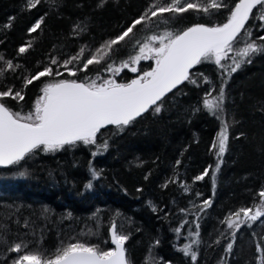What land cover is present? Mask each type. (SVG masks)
<instances>
[{
	"label": "trees",
	"instance_id": "obj_1",
	"mask_svg": "<svg viewBox=\"0 0 264 264\" xmlns=\"http://www.w3.org/2000/svg\"><path fill=\"white\" fill-rule=\"evenodd\" d=\"M170 2L41 0L29 8L27 0H0V92L11 89L23 96L0 102L26 116L35 111L48 83L100 85L110 78L130 83L154 68L152 59L130 60L153 35L222 25L238 0H222L227 7L208 12L202 8L211 0H188L201 10L151 15L153 5ZM142 16L124 41L107 48V41ZM261 17L264 7L257 5L224 67L214 61L195 65L190 80L157 104L159 112L155 106L123 128L100 131L96 144L36 149L18 164L0 168V264H14L25 252L51 258L70 243L111 250L113 224L117 234L128 237L129 264H264V215L255 221L233 215L241 208L251 209L250 215L258 208L264 212L258 196L264 190V51L243 58L231 71L232 57L242 59L237 49L246 42L264 45ZM37 21L40 27L30 32ZM92 56L100 62L85 70ZM66 61L71 62L65 67ZM45 68L52 75L27 83ZM221 89L222 110L213 114L203 100L209 93L207 98L215 99ZM222 123L228 139L218 155L212 145ZM228 217L239 228H230ZM16 244L22 245L21 253L11 250ZM189 245L195 261L183 251Z\"/></svg>",
	"mask_w": 264,
	"mask_h": 264
},
{
	"label": "snow or ice",
	"instance_id": "obj_2",
	"mask_svg": "<svg viewBox=\"0 0 264 264\" xmlns=\"http://www.w3.org/2000/svg\"><path fill=\"white\" fill-rule=\"evenodd\" d=\"M40 2L41 0H27V6L32 8ZM257 5L264 7V0H238L230 9L227 22L222 25L214 27L194 25L175 34L166 32L164 36L153 35L140 47V54L130 57V60L138 63L141 59H154L155 67L151 71H145L142 76L133 79L130 83L120 84L114 80H107L100 85H97L95 81L77 83L75 80L48 83L42 90L44 95L35 105V111L26 116H21L19 112L13 113L0 103V165L18 164L36 149L49 152L77 142H83L85 145L96 144L97 133L106 125L123 128L152 106H156L154 110L159 112L160 107L157 102L178 84L190 80V69L194 65L204 61H214L216 65L224 67L221 62L228 58L229 52L234 51L233 45L238 42V36L244 29L245 22ZM220 7H227V5L223 4L222 0H211V3L202 10L208 12L209 8ZM189 9L201 10L200 6L188 0H184V3L181 0H171L167 5H153L149 11L152 16H157L164 13H183ZM261 18L264 19V17ZM143 19L144 16L140 17L121 35L107 41V48L110 50L113 45L124 41ZM6 27H10V23ZM39 27L40 21H37L29 31L34 32ZM260 39L264 40V37ZM153 41L157 42L158 46H154ZM19 51L23 53L26 48L21 47ZM236 51L242 59L237 60L232 57L235 65L231 67L232 72L240 68L241 63L244 62L243 58L264 51V45L246 42L245 47ZM74 59L76 57H73ZM70 62L66 61L65 67ZM94 62H100L96 56L87 59L83 68L86 70ZM52 63L56 61L53 60ZM128 66V62H123V67ZM8 67H12L11 62H8ZM115 71L119 72L120 69L117 68ZM131 71L136 72L137 69L133 67ZM70 74L75 75L74 72ZM46 75H52L51 68L38 72L28 79L27 83L30 84L33 80ZM205 80L207 82V78ZM208 95L210 93L203 100L205 109L213 114L217 110H222L223 90L221 89L220 95L215 99L207 98ZM7 96L23 99L20 92L13 93L11 89L0 92V98ZM227 127L222 123L218 142L214 141L212 145L213 148H218V155H222L226 150ZM104 147H107L106 142ZM92 174L93 177L98 175L95 171ZM207 174L208 169H205L203 175ZM203 175L196 179H203ZM90 186L88 184L85 187ZM258 196L264 200V190H261ZM208 203L209 201H205V205ZM251 212V209L241 208L233 215L239 217L243 213L252 221L264 215L259 208L255 214L250 215ZM226 223L230 228L240 226L231 217L226 218ZM111 239L115 248L108 251H101L96 246L83 243H70L62 249H57L56 254L51 258H45L39 253L25 252L18 256L14 264H126L124 243L128 237L117 234L116 226L113 224ZM228 247L231 248L232 245L229 244ZM257 247L259 250V245ZM11 250L21 253L22 245L16 244ZM183 251L185 255L191 254L193 261L196 260V254L191 252L190 245Z\"/></svg>",
	"mask_w": 264,
	"mask_h": 264
},
{
	"label": "water",
	"instance_id": "obj_3",
	"mask_svg": "<svg viewBox=\"0 0 264 264\" xmlns=\"http://www.w3.org/2000/svg\"><path fill=\"white\" fill-rule=\"evenodd\" d=\"M254 9V8H253ZM247 22V21H246ZM246 22H245V24H246ZM242 31V30H241ZM195 67V65L193 66V68ZM192 68V69H193ZM192 69H190V72H191V70ZM71 81V80H70ZM77 83H83V82H78V81H76ZM184 82V81H183ZM182 82V83H183ZM182 83H180V84H178L175 88H173L170 92H168V93H166L165 94V96L160 100V101H158L157 102V104L159 103V102H161L169 93H171L173 90H175L176 88H178ZM1 103V102H0ZM155 106H152V107H150L148 110H150V109H152V108H154ZM147 110V111H148ZM147 111H145L144 113H142L139 117H141V116H143ZM139 117H137V118H139ZM136 118V119H137ZM111 126H115V125H106L105 127H103V128H101L100 129V131H102V130H104V129H106V128H108V127H111ZM99 131V132H100ZM98 132V133H99ZM6 166H9V165H0V168H3V167H6ZM111 230H112V227H111V229H110V244H111V246L113 247V249L115 248V245L112 243V239H111ZM124 248H125V243H124ZM125 257H126V264H129L128 263V260H127V254H126V249H125Z\"/></svg>",
	"mask_w": 264,
	"mask_h": 264
},
{
	"label": "rangeland",
	"instance_id": "obj_4",
	"mask_svg": "<svg viewBox=\"0 0 264 264\" xmlns=\"http://www.w3.org/2000/svg\"><path fill=\"white\" fill-rule=\"evenodd\" d=\"M147 42H148V41H147ZM152 44H153L154 46H158V43L155 42V41H153ZM229 53H230V52H229ZM139 54H140V51H139ZM139 54H138V55H139ZM228 57H229V54H228ZM226 59H227V58H226ZM226 59H224L221 63L223 64V62H224ZM141 60H142V59H141ZM152 60H153V62H154V67H155V60H154V59H152ZM108 80H114V81H115L114 78H110V79H108ZM105 81H107V80H105ZM105 81H104V82H105ZM104 82H103V83H104ZM115 82H116V81H115ZM116 83H118V82H116ZM43 95H44V93L42 92V95H41L40 97H42ZM39 99H40V98H39ZM39 99H38V100H39ZM36 103H37V102H36ZM220 131H221V129H220ZM220 131H219V132H220ZM217 142H218V137H217ZM226 142H227V141H226ZM217 151H218V148H217Z\"/></svg>",
	"mask_w": 264,
	"mask_h": 264
}]
</instances>
